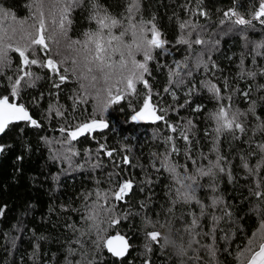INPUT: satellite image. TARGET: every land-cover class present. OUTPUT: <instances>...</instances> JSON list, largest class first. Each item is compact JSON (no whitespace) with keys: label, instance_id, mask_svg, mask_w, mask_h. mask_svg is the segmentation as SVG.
<instances>
[{"label":"trees","instance_id":"obj_1","mask_svg":"<svg viewBox=\"0 0 264 264\" xmlns=\"http://www.w3.org/2000/svg\"><path fill=\"white\" fill-rule=\"evenodd\" d=\"M100 2L114 15L124 10L125 0ZM141 2L143 18L148 20L155 17L157 28L168 41L164 49L156 50V59L149 63L151 76L146 78L152 85L153 92L160 93L158 97L154 96L153 100L160 107L167 109L166 118L169 122L177 124L181 120L189 119L194 122L196 127L193 129L195 142L192 145V154L199 159L201 152L210 154L214 147L211 139L204 135L205 130L212 131L207 116L216 107V101L201 87L205 80L212 79L223 83L226 79L233 106L242 111L247 110L248 100L240 93L251 84V100L256 101L257 113L264 111V92L257 90L258 84H264V77L258 75L255 80H249L240 76L242 60L243 66L248 70L259 71L260 67H264V59L258 58L256 63H250L249 55L256 45L264 43V25L257 21H253L251 25H237V33L224 37L215 34V42L211 41L213 32L222 28L221 21L228 20L223 16L224 11L235 8L241 15L251 19L252 9L259 0ZM88 3L89 0H85L84 6L77 8L71 15L69 35L73 38L92 27L88 20ZM33 4L34 0H0V7L13 13L19 20L29 22ZM186 7L191 8L193 13L197 7L202 8L208 15L190 16ZM189 19L198 26V30H202V26H209L210 30L209 38L201 33V38L206 43L193 45L191 49L176 43L180 34L178 23ZM198 56L209 65V70L196 67ZM12 58L14 68L17 57L12 54ZM175 62H187L193 75L185 78L184 85L174 89L173 98L171 93H164L163 89L168 86V70ZM212 63H215V68H211ZM33 71L41 79L36 82L34 88L22 92L21 102L26 104L42 126L34 128L24 123L14 124L0 137V145L5 146L4 151L0 152V210L3 211L0 215V264H68V260L73 259L69 256L70 249L78 248L74 241L79 234L74 233L70 225H82V212L79 210L83 209L85 203L83 194L94 191L97 187H109V173L113 171L120 172L119 177H113V182L118 179H131L134 186L126 197V203L120 204L118 208L121 215L128 214L127 219H122L118 226L110 229L109 234H125L130 238L132 248L122 260L112 257L106 249H101L99 253L91 252L96 264H145V261L149 264H194L187 257L177 255L181 248L187 250L188 236L178 231L183 227L184 221L189 219L185 215L186 207L179 206L171 216L168 215V189L171 180L167 172H156L151 166L153 153L165 151L163 139L171 134L165 125L159 122H131L128 102H122L103 114V118L109 122L107 129L73 142L75 149L80 153L79 156L72 157L70 161L62 157L54 159L53 154H58L63 149L59 143L63 137L58 129L66 123L75 124L89 119L95 105L89 103L72 111L69 96L76 92L77 84L66 83L57 90L52 87L54 78L49 77L46 70L34 67ZM5 75H13L12 70H6ZM192 82H195L196 90L189 95L188 88ZM8 84L6 79H0V95L7 94L5 89ZM56 92H59V104L68 109L66 119L48 117L47 109L50 104L56 102ZM130 99L133 105L138 106L139 98ZM197 106H201L203 111H194ZM248 120L255 124L252 117ZM219 141L217 147L220 153L231 161L232 179L230 180L227 174L218 175L217 191L211 193L206 190L209 181L205 178L201 181L205 184V190L198 195L206 203L210 202L212 196L222 198L224 204L221 208L226 207L231 212L230 217L220 221L223 231L216 232L217 262L235 264L233 255L237 246L243 245L256 230L255 222L259 216L255 209L259 208L264 212V204L256 201L251 195L252 185L246 179L240 157L248 151L249 143L264 142V137L256 133L255 136H241L237 140L233 139L231 134L225 133ZM99 144H105L108 149H115L114 159L117 162L127 155L131 163H121L120 168L116 169L112 161L101 153L99 162L102 166L93 169L91 165L97 161ZM176 144L181 154L174 159L187 163L183 141L177 139ZM148 180L152 181L151 184L147 183ZM141 204L145 207L141 208ZM215 214L219 216L222 212L216 211ZM161 224L164 227H160ZM201 224L203 231L210 230V219L205 218ZM148 231L161 232L165 236L166 245L163 240L159 245L150 243L145 235ZM208 242L207 238H201V243ZM146 245H149L151 251L147 250ZM200 255L205 256L203 252ZM188 256H192L191 250H188ZM200 264H207V257Z\"/></svg>","mask_w":264,"mask_h":264},{"label":"snow or ice","instance_id":"obj_2","mask_svg":"<svg viewBox=\"0 0 264 264\" xmlns=\"http://www.w3.org/2000/svg\"><path fill=\"white\" fill-rule=\"evenodd\" d=\"M84 4L85 0H34L33 12L29 18L31 22L17 20L13 13L0 7V79L9 82L5 89L7 94L0 95V134L19 123L34 128L42 126L33 118L26 104L21 102L22 92L34 88L36 82L41 79L33 71L34 67L46 70L49 77L54 78L52 87L57 90L66 83L77 84L76 92L69 96L72 111L89 103L95 105L89 119L75 124L66 123L58 129L63 137L59 142L63 152L53 154L54 159L62 157L70 161L72 157L79 156L80 153L75 149L73 142L95 131L107 129L109 124L103 118V114L115 105L128 102L131 122L163 123L171 133L163 139L165 151L153 153L154 160L151 166L156 172H167L171 180L168 189V215L171 216L179 206L186 207L185 215L189 219L184 221L183 227L178 231L188 236L187 250L181 248L177 255L187 257L194 264H200L205 257L207 264H218L216 232L223 231L220 228V221L230 217L231 212L226 207L221 208L224 204L222 198L212 196L210 202L206 203L198 193L205 190V184L201 183L205 178L209 181L206 190L211 193L217 191L218 175L227 174L229 179H232L231 161L222 155L217 147L223 134H231L232 138L237 140L241 136H255L256 133L264 137V111L257 113L256 101L251 100V84L240 93L248 100L247 110L242 111L233 106L226 79L223 83L212 79L202 83L201 87L216 101L215 109L207 116L212 131L204 132L214 147L210 154L201 152L197 159L192 154V145L195 142L193 129L196 127L194 122L191 119L181 120L177 124L169 122L166 118L167 109L160 107L153 100V97H158L160 93L153 92L152 85L146 78L151 76L149 63L156 59V50L164 49L168 44L157 28L155 17L148 20L143 18L141 0H125L124 10L118 15L112 14L100 0H89L88 20L92 27L73 38L69 35L71 15ZM186 10L190 16L208 15L199 7L195 13L191 8L186 7ZM223 16L233 20L238 26L251 25L253 21L264 25V0H259L252 9L251 19L241 15L235 8L224 11ZM197 27L192 19L180 21L178 23L180 34L176 43L189 49L193 45H204L206 41L197 32ZM193 32L197 33L194 39L191 38ZM12 54L17 57L14 68ZM249 55L250 63H256L258 58L264 59V43L256 45ZM196 67L209 70V65L199 56L196 57ZM215 67V63H212L211 68ZM6 70H12L13 75L6 76ZM168 71V86L164 87L163 92L171 93L175 98L174 89L184 85L185 78L191 77L193 72L187 62H175ZM258 75L264 77V67H260L259 71L248 70L243 66V60L241 61V78L255 80ZM195 90L196 84L192 82L188 94L191 95ZM257 90L264 92V84H258ZM55 96L56 102L50 104L47 109L48 117L66 119L68 109L59 104V92H56ZM130 98H139L138 106L133 105ZM194 111L202 112L203 108L197 106ZM249 117L255 121L254 125L248 120ZM177 139L183 141L185 145L184 156L187 163H180L174 159L181 154L176 144ZM4 149L5 146L0 145V152ZM115 151L108 149L105 144H99L97 161L92 163L91 167L96 169L102 166L99 162L101 153L112 161L116 169L120 168L121 163H131L127 155L117 162L114 159ZM88 154L91 155L90 151ZM240 160L246 179L252 185L251 195L256 201L264 204V142L249 143L248 151ZM119 176V171H113L109 173V187H97L94 191L83 194L85 203L83 209L79 210L82 212L80 216L82 225H70L73 232L79 234L74 241L78 248L70 249L69 256L73 259H69L68 264H96L91 252L99 253L101 249H106L117 260H122L128 253L130 248L128 238L119 232L109 234L110 229L118 226L122 219H127L128 214L121 215L118 208L120 204L126 203V197L134 186L131 179H118L113 182V177ZM151 182L147 181L149 184ZM97 183L99 184V181ZM144 207L145 205L141 204V208ZM216 211L222 212V215H216ZM255 211L259 216L255 222L256 230L243 245L237 246L234 255L229 253L233 255L235 264H264V212L259 208ZM2 214L3 211L0 210V215ZM205 218L211 221V228L207 232L203 231L201 224ZM160 227L164 225L161 224ZM145 235L152 244L159 245L161 240L165 244V236L159 231H148ZM202 237L207 238L209 242L201 243ZM146 248L151 251L149 245H146ZM188 250L192 251V256H188ZM201 252L205 256H201ZM145 264L149 262L145 261Z\"/></svg>","mask_w":264,"mask_h":264},{"label":"rangeland","instance_id":"obj_3","mask_svg":"<svg viewBox=\"0 0 264 264\" xmlns=\"http://www.w3.org/2000/svg\"><path fill=\"white\" fill-rule=\"evenodd\" d=\"M17 20H19L17 18ZM222 25V28L221 29H218L217 31L213 32V37L211 39V41L214 43L215 41L213 40L214 39V36L215 34H219L221 37H224L226 35H230V34H234V33H237V25L232 21V20H226V21H223V23H221ZM209 26H202V30H198V32H200V35L201 33L202 34H205L204 36L206 38H209V34H210V30L208 29ZM197 33L195 34H192V37L191 38H194V36L196 35ZM63 152V149L59 151V153H62Z\"/></svg>","mask_w":264,"mask_h":264},{"label":"water","instance_id":"obj_4","mask_svg":"<svg viewBox=\"0 0 264 264\" xmlns=\"http://www.w3.org/2000/svg\"><path fill=\"white\" fill-rule=\"evenodd\" d=\"M33 118L34 119H36L34 116H33ZM37 120V119H36ZM107 121V120H106ZM108 122V121H107ZM147 123H149V122H140L139 124H147ZM108 124H109V122H108ZM105 130V129H104ZM103 131V130H102ZM97 132H100V130H98V131H95L94 133H92V134H90L91 136H93L95 133H97ZM3 134H0V137L2 136ZM86 136V135H85ZM85 136H82V137H80L79 139H81V138H83V137H85ZM120 234H122V235H124V236H126L125 234H123V233H120ZM127 237V236H126ZM128 238V242H129V244H130V248H129V251H128V253L126 254V256L129 254V252H130V250H131V248H132V245H131V240H130V238L129 237H127Z\"/></svg>","mask_w":264,"mask_h":264}]
</instances>
